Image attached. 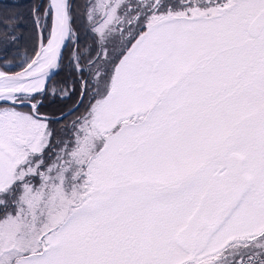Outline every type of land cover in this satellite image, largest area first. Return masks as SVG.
I'll list each match as a JSON object with an SVG mask.
<instances>
[{"label":"snow or ice","instance_id":"1","mask_svg":"<svg viewBox=\"0 0 264 264\" xmlns=\"http://www.w3.org/2000/svg\"><path fill=\"white\" fill-rule=\"evenodd\" d=\"M30 17L22 51L0 8V264H264V0Z\"/></svg>","mask_w":264,"mask_h":264},{"label":"trees","instance_id":"2","mask_svg":"<svg viewBox=\"0 0 264 264\" xmlns=\"http://www.w3.org/2000/svg\"><path fill=\"white\" fill-rule=\"evenodd\" d=\"M36 0H0V8L14 9L23 19L19 27V34L22 37L19 47L27 48L31 43L33 35V26L31 24L30 9ZM65 78L63 75L60 79Z\"/></svg>","mask_w":264,"mask_h":264}]
</instances>
